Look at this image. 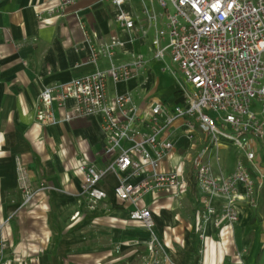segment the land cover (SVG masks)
I'll use <instances>...</instances> for the list:
<instances>
[{
    "label": "crops",
    "instance_id": "1",
    "mask_svg": "<svg viewBox=\"0 0 264 264\" xmlns=\"http://www.w3.org/2000/svg\"><path fill=\"white\" fill-rule=\"evenodd\" d=\"M58 3L0 0V264H144L153 234L132 222L129 212L133 206L114 195L118 176L109 173L101 180L99 187L108 195L95 207L82 194L79 163L85 160L106 167L117 155L106 151L101 117L40 124L37 98L44 86L111 66L108 58H101L97 66L90 62L89 46L78 23L81 19L85 29L96 32L101 41L114 34L124 41L113 59L115 64L130 62L138 54L146 59L138 76L118 83L109 80L110 95L131 92L140 108L153 100L170 107L185 106L186 100L183 94L171 102L155 96L159 83L152 65L163 60L155 59L151 51L155 26L144 12L145 7L151 9V0L123 4L126 12L139 18L134 29L117 19L119 9L111 0H79L62 13L47 11ZM73 105L74 100H68V108ZM62 114L63 110H57L58 117ZM183 131L184 120H177L171 128L174 157L162 160L161 170H171L189 147ZM203 146L199 141L194 153ZM218 153L223 170L232 172L239 150L227 144ZM18 160L26 166L34 188L40 183L47 186L23 207ZM187 176L189 188L180 199L169 193L149 192L145 197L144 203L153 210V232L160 243L159 264H234L237 252L244 264H264V191L257 208L243 205L233 235L219 223L221 200H214L218 211L200 230L201 192L193 173L188 171Z\"/></svg>",
    "mask_w": 264,
    "mask_h": 264
},
{
    "label": "built area",
    "instance_id": "2",
    "mask_svg": "<svg viewBox=\"0 0 264 264\" xmlns=\"http://www.w3.org/2000/svg\"><path fill=\"white\" fill-rule=\"evenodd\" d=\"M77 1L59 0L47 11L62 13ZM126 1L111 0L119 9L117 19L134 29L139 18L123 9ZM151 9L144 10L155 26L151 51L157 60L169 56L179 68L183 77L179 91L185 97V106L170 107L153 100L141 113L133 93L110 95L109 80L118 83L138 76L146 59L138 54L130 62L115 64L113 59L124 41L116 34L101 41L78 19L89 46L90 62L97 66L101 58H108L111 66L69 82L44 86L37 98L36 119L49 124L59 119L101 117L106 151L117 155L106 167L85 160L79 163L82 194L95 207L108 195L99 183L109 173L116 174L119 181L114 195L133 206L129 219L153 234L144 264H159L153 210L144 203L147 193H169L180 199L188 191L187 172L191 171L201 192L198 200L204 205L203 211L197 212L199 229L217 213L214 200H221L218 220L230 235L243 205L259 206L264 191V0H151ZM138 26L147 33L145 25ZM167 69L175 74L170 65ZM70 99L74 105L68 108ZM57 110H63L60 117ZM180 119L184 120L183 133L190 145L171 170H161L162 160L174 157L171 128ZM222 139L240 152L230 173L220 164L219 149L227 145ZM199 141L204 146L192 153ZM17 173L23 207L47 186L40 183L38 189L34 188L21 160ZM139 176L140 181H130ZM234 264H244L240 252Z\"/></svg>",
    "mask_w": 264,
    "mask_h": 264
},
{
    "label": "rangeland",
    "instance_id": "3",
    "mask_svg": "<svg viewBox=\"0 0 264 264\" xmlns=\"http://www.w3.org/2000/svg\"><path fill=\"white\" fill-rule=\"evenodd\" d=\"M149 1L150 0H147V2ZM167 42H168V39L164 42V44H166ZM168 65H170L175 70V74L172 71L167 69ZM152 66L154 68L155 75L159 83L158 88H157V93L155 96L162 97L163 99H166L168 102H171V99L173 97H175L176 95L177 96L181 95V93L179 92V90L181 89L180 79L183 80V77L177 65L172 64L170 57L167 56V58L163 61L154 62ZM148 106L149 104L141 107L140 112L142 113L146 111L148 109ZM222 142H225L228 145H231L229 141H226L224 139H222ZM191 152L194 153V150H192ZM232 157L233 155L231 154L230 155L231 161L233 159ZM150 244L151 242L148 243V250H149ZM154 246L157 248L159 255H160V250H161L160 243L156 242L154 243Z\"/></svg>",
    "mask_w": 264,
    "mask_h": 264
}]
</instances>
